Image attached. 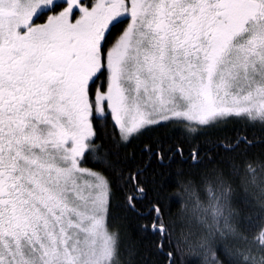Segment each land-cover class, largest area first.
<instances>
[{
  "label": "snow or ice",
  "instance_id": "1",
  "mask_svg": "<svg viewBox=\"0 0 264 264\" xmlns=\"http://www.w3.org/2000/svg\"><path fill=\"white\" fill-rule=\"evenodd\" d=\"M229 121L259 135L140 225L166 264H264V0H0V264H143L112 209L137 211L151 160L120 149Z\"/></svg>",
  "mask_w": 264,
  "mask_h": 264
},
{
  "label": "trees",
  "instance_id": "2",
  "mask_svg": "<svg viewBox=\"0 0 264 264\" xmlns=\"http://www.w3.org/2000/svg\"><path fill=\"white\" fill-rule=\"evenodd\" d=\"M118 31L119 29L116 30V32ZM237 132L247 135L249 138L253 134L259 135L258 132L253 133L237 121H229L207 134L188 131L182 126L169 125L154 127L139 139L133 140L126 147L120 149V158L122 161L126 158L129 167L142 163L146 159L151 160V165L147 169L146 195L137 204V211H129L123 207L122 198L118 201L121 206L112 209L113 222L125 226L128 237L133 242H138V261L143 258V264H166L164 253L153 246L154 237L143 234L140 228L141 224L149 223L153 219L154 213L149 212L152 203L170 202L171 212L175 219L179 213L181 202L185 200L183 185L189 179L199 180L202 173L210 172L213 167L224 168L226 165L221 158L225 155V151L221 145L229 142ZM157 141L163 144L165 149L170 147L173 151L179 146L183 149V158L177 153L171 160L165 159L161 162L155 155L148 156L142 151L145 145H151L155 152ZM193 148L197 149L198 154L205 159L206 167L192 166L189 157ZM261 151V147L257 146L249 155ZM208 156L212 157V161L207 160ZM83 166L90 169L98 168L91 157ZM165 219L167 220L168 217L166 216ZM177 235L178 229L174 233V236ZM185 264H192L191 256H185Z\"/></svg>",
  "mask_w": 264,
  "mask_h": 264
},
{
  "label": "rangeland",
  "instance_id": "3",
  "mask_svg": "<svg viewBox=\"0 0 264 264\" xmlns=\"http://www.w3.org/2000/svg\"><path fill=\"white\" fill-rule=\"evenodd\" d=\"M85 167V166H84ZM86 168H88V167H86Z\"/></svg>",
  "mask_w": 264,
  "mask_h": 264
}]
</instances>
